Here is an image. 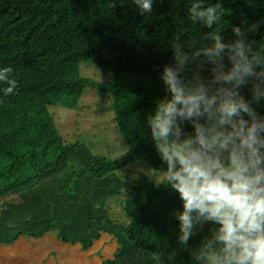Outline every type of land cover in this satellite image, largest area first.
Here are the masks:
<instances>
[{"label":"trees","instance_id":"16d2710c","mask_svg":"<svg viewBox=\"0 0 264 264\" xmlns=\"http://www.w3.org/2000/svg\"><path fill=\"white\" fill-rule=\"evenodd\" d=\"M221 3L225 41L234 38L231 26L264 19V0ZM187 6L154 0L151 16H142L132 0H0V67H13L19 84L13 95H0V264H34L31 255L10 258L6 247L48 232L76 253L99 232L112 236L120 247L101 264H200L212 225L197 224L188 244H179L172 212L180 203L155 183L153 170L163 165L145 124L166 95L159 72L171 63L172 37L179 32L189 52L210 44L204 37L212 30L191 24ZM248 35L264 46V25ZM82 63L105 78L80 75ZM88 91L110 98L117 148L101 137L66 138L60 124L71 113L49 109L74 112ZM257 110L264 113V101ZM98 143L100 152L91 145ZM122 199L126 223L111 210Z\"/></svg>","mask_w":264,"mask_h":264},{"label":"clouds","instance_id":"9594fccd","mask_svg":"<svg viewBox=\"0 0 264 264\" xmlns=\"http://www.w3.org/2000/svg\"><path fill=\"white\" fill-rule=\"evenodd\" d=\"M132 3L142 16L153 13L154 0ZM186 13L191 24L212 30L204 37L210 44L189 52L179 32L168 43L171 63L159 72L166 95L154 101L145 120L163 165L153 170L155 183L174 192L180 203L172 216L181 246L197 224L212 225L210 238L198 250L200 264H264V113L257 110L264 101V46L257 47L248 35L264 19L250 28L231 26L234 38L225 41L221 31L229 22L221 0H188ZM13 71L0 67L2 97L19 87L10 78ZM115 204L111 210L128 222L123 199ZM47 236L52 240L44 241ZM99 236L78 253L54 232L22 235L6 251L10 258L34 256V264H101L120 246L110 235Z\"/></svg>","mask_w":264,"mask_h":264},{"label":"rangeland","instance_id":"374dc122","mask_svg":"<svg viewBox=\"0 0 264 264\" xmlns=\"http://www.w3.org/2000/svg\"><path fill=\"white\" fill-rule=\"evenodd\" d=\"M92 67L94 66L88 63L80 64V75L95 78L97 81H102L105 76L99 74V72ZM89 91L84 92V98L82 99V96L80 99V101L82 100L80 103V109L74 112L56 108L49 109H55L53 110L54 113H58L56 110L71 113L67 116L66 120L62 119L63 117L61 118L64 122L60 124V128L62 130V134L66 138L76 139L82 134L90 138L101 137L102 139H105L104 142L111 143L113 147L117 148L120 143L116 140L113 124L110 120L109 107L111 106V100L107 96H100L98 92L94 91V94ZM91 145L93 150L100 152V143ZM103 146L105 147L104 143ZM52 255L56 257L55 253ZM46 262L47 261L44 263L46 264Z\"/></svg>","mask_w":264,"mask_h":264},{"label":"bare ground","instance_id":"6f19581e","mask_svg":"<svg viewBox=\"0 0 264 264\" xmlns=\"http://www.w3.org/2000/svg\"><path fill=\"white\" fill-rule=\"evenodd\" d=\"M52 240V239H51Z\"/></svg>","mask_w":264,"mask_h":264}]
</instances>
